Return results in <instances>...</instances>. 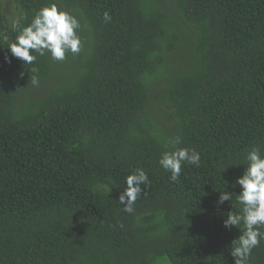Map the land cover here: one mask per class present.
I'll list each match as a JSON object with an SVG mask.
<instances>
[{"label": "trees", "instance_id": "obj_1", "mask_svg": "<svg viewBox=\"0 0 264 264\" xmlns=\"http://www.w3.org/2000/svg\"><path fill=\"white\" fill-rule=\"evenodd\" d=\"M51 3L79 20L81 52L27 65L7 47ZM177 137L201 159L172 182L158 161ZM253 147L264 0H0V264H234L243 224L223 221ZM136 169L150 183L127 213Z\"/></svg>", "mask_w": 264, "mask_h": 264}, {"label": "clouds", "instance_id": "obj_2", "mask_svg": "<svg viewBox=\"0 0 264 264\" xmlns=\"http://www.w3.org/2000/svg\"><path fill=\"white\" fill-rule=\"evenodd\" d=\"M105 22H110L111 16L105 11L103 13ZM18 22H14L15 29ZM81 25L79 20L66 11L60 10L55 3L41 7L33 16L31 22L23 27L15 38L10 42L8 50L15 58L20 59L27 65H32L37 59L33 53L41 56L46 53L53 61H63L66 55L79 54L82 42L77 34ZM7 41V36H3ZM7 60V57H5ZM31 71L35 73L36 68ZM38 78L34 75L31 79L33 85L38 84ZM172 151H165L159 158V165L168 173L170 180L177 182L181 175L182 165L187 163L195 166L200 164V154L194 149L177 148L180 138L171 142ZM247 168L244 173L237 177L236 183L241 190L237 196L242 205L241 212L229 211L223 224L226 228L239 227L243 224V232L231 244V254L234 264H247L252 249L264 240V156L260 150L253 147L246 155ZM126 187L119 195V203L123 211L132 213L134 204L142 194V186H147L150 181L145 171L136 169L126 177ZM231 192H220L218 203L230 201Z\"/></svg>", "mask_w": 264, "mask_h": 264}]
</instances>
